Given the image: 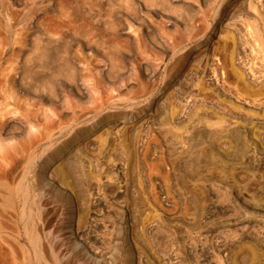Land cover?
<instances>
[{"label":"rangeland","instance_id":"obj_1","mask_svg":"<svg viewBox=\"0 0 264 264\" xmlns=\"http://www.w3.org/2000/svg\"><path fill=\"white\" fill-rule=\"evenodd\" d=\"M111 1L0 0V264L264 261V0Z\"/></svg>","mask_w":264,"mask_h":264},{"label":"bare ground","instance_id":"obj_2","mask_svg":"<svg viewBox=\"0 0 264 264\" xmlns=\"http://www.w3.org/2000/svg\"><path fill=\"white\" fill-rule=\"evenodd\" d=\"M102 1V0H101ZM106 1V0H105ZM109 2L111 1V0H108ZM149 2H150V0H148ZM154 1H156V0H154ZM112 2V1H111ZM146 2V1H145ZM164 2H165V0H164ZM149 4V3H148ZM16 36V35H15ZM25 37V36H24ZM7 38V37H6ZM40 38V37H39ZM9 39V38H8ZM11 39V38H10ZM21 39H23L22 37L19 39V40H21ZM42 39V38H41ZM4 40V39H3ZM15 40V39H14ZM33 40V39H32ZM44 40V39H43ZM11 41V40H10ZM26 40H24V42H25ZM29 42H31V41H29ZM48 43V42H47ZM50 43V42H49ZM14 44V43H13ZM23 44H25V43H23ZM28 45V44H27ZM21 46V45H20ZM45 46V45H44ZM7 47V46H6ZM18 47V46H17ZM30 47V46H29ZM48 47V46H47ZM20 48V47H19ZM24 48H26V47H24ZM37 48V47H36ZM40 48V47H39ZM27 49V48H26ZM63 49V48H62ZM5 50V49H4ZM3 50V51H4ZM18 50H21V49H18ZM22 50H23V48H22ZM25 50V49H24ZM2 51V52H3ZM38 51V50H37ZM66 52V51H65ZM7 53V52H6ZM16 53V52H15ZM19 53H20V51H19ZM62 53V52H61ZM3 54V53H2ZM14 54V53H13ZM17 54V53H16ZM22 54V53H21ZM54 54V53H53ZM64 54V53H63ZM63 54H61V55H63ZM71 54V53H70ZM4 55V54H3ZM76 55H78V54H76ZM13 56V55H12ZM17 56V55H16ZM66 56V55H65ZM74 56V55H73ZM14 57V56H13ZM59 57V56H58ZM18 58V57H17ZM15 59V58H14ZM26 59V58H25ZM60 59V58H59ZM10 60V59H9ZM18 60V59H17ZM20 60V59H19ZM34 60V59H33ZM32 60V61H33ZM42 60H43V62H45V64H48V63H51L52 62V60H53V58H51L50 56H49V54H44L43 55V57H42ZM61 60H62V58H61ZM64 60V59H63ZM68 60V59H67ZM74 60H76L75 58H74ZM15 61V60H14ZM77 61V60H76ZM8 62H10V61H8ZM11 62H12V58H11ZM20 63H21V61H19ZM34 62V61H33ZM55 62V61H54ZM58 62V61H57ZM16 63V62H15ZM56 63V62H55ZM65 64V63H64ZM81 64V63H80ZM79 64V65H80ZM17 65V64H16ZM55 65V64H54ZM12 66V65H11ZM68 66V65H67ZM71 66V65H70ZM41 67V66H40ZM61 67V66H60ZM22 68V67H21ZM59 68V67H58ZM63 68H64V66H63ZM72 68H74L73 70V75L75 76L76 75V68L74 67V65L72 66ZM23 69H25L24 67H23ZM49 69V68H48ZM55 69V68H54ZM18 70V69H17ZM35 70V69H34ZM42 70V69H41ZM21 71V70H20ZM79 71V70H78ZM15 72V71H14ZM67 72V71H66ZM80 72V71H79ZM23 73H24V75H30L31 76V80H32V83L30 82L29 83V86H28V89L27 90H25V92H28V94H32V95H38V89H34L33 88V81L35 82H37V81H41L42 79L40 78H38L37 77V75H36V73L33 71V69L31 68V69H27V70H23ZM43 73V72H42ZM53 73V72H52ZM78 73V72H77ZM16 74H18L17 72H16ZM61 74V73H60ZM21 75V74H20ZM13 77H14V75H13ZM45 79V78H44ZM13 80V79H12ZM17 85V84H16ZM41 85V84H40ZM37 86H39V85H37ZM59 86V85H58ZM2 88V87H1ZM16 88V87H15ZM20 88V87H19ZM11 90V89H10ZM23 90V89H22ZM12 94L14 95L13 97H14V99L16 100V103H17V105H19L18 104V102L20 101H18L17 100V96L15 95V90H13L12 89ZM24 92V91H23ZM24 92V93H25ZM52 92H54V91H52ZM81 92V91H80ZM9 94V93H8ZM11 95V94H10ZM26 97V96H25ZM35 98V97H34ZM37 98V97H36ZM51 98V97H50ZM38 99V98H37ZM11 100H13V99H11ZM14 100V101H15ZM34 100V99H33ZM45 102V101H44ZM12 103V102H11ZM68 103V102H67ZM70 103V102H69ZM1 104V103H0ZM38 104V103H37ZM40 104V103H39ZM10 105V104H9ZM29 105V104H28ZM2 107V106H1ZM0 107V114L1 115H3V116H6V114H8L9 112H11V111H9V108H8V106L6 107L5 106V108L4 109H2ZM51 107V106H50ZM65 107V106H64ZM19 108V107H18ZM35 108H36V106H35ZM50 109V108H49ZM51 111V110H50ZM32 112H33V115L34 116H38V110H36V109H33L32 110ZM29 114H30V112H28ZM10 114V113H9ZM13 114V113H12ZM17 114V113H16ZM13 115H15V113L13 114ZM9 116V115H8ZM23 116V115H22ZM31 116H32V113H31ZM2 117V116H1ZM11 117V116H10ZM14 118L16 117V116H13ZM17 117H19V116H17ZM21 117V116H20ZM58 117V116H57ZM9 118V117H8ZM61 118V117H60ZM11 119H12V117H11ZM16 119V118H15ZM14 119V120H15ZM18 119V118H17ZM16 119V120H17ZM25 119H27V118H25ZM29 119V118H28ZM15 120V121H16ZM34 121V120H33ZM9 122V121H8ZM24 122H26V120L24 121ZM32 123V122H31ZM29 124V123H28ZM2 125V124H1ZM9 125V124H8ZM31 125V124H30ZM32 126L33 127H36L35 125H33L32 124ZM60 126V125H59ZM14 127V126H13ZM50 128V127H49ZM52 128V127H51ZM25 149H26V146H25ZM25 151V150H24ZM22 153H23V151H22ZM5 156V155H4ZM3 159V158H2ZM7 159V158H6ZM234 264H264V261H259V260H242L241 262L240 261H234Z\"/></svg>","mask_w":264,"mask_h":264}]
</instances>
